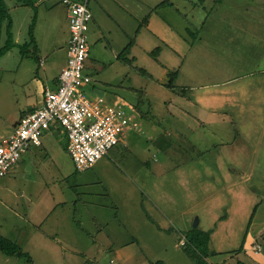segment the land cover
Segmentation results:
<instances>
[{"label": "crops", "instance_id": "crops-1", "mask_svg": "<svg viewBox=\"0 0 264 264\" xmlns=\"http://www.w3.org/2000/svg\"><path fill=\"white\" fill-rule=\"evenodd\" d=\"M33 1L37 9L34 32L38 46L37 71L42 72L39 77L44 79V93L46 88H57L59 73L68 57L70 32L67 5L64 0ZM85 1L92 12L88 30V38L93 41L90 47L92 62H102L105 54H109L115 62L124 64L121 71L139 73L138 68H144L157 80L146 79L164 87L168 71H177L172 87H166L174 94L178 93V99L169 101V104L175 103V108L167 112L163 110L157 116L152 115L147 106L143 113L148 121L145 129L153 133L152 141L164 151V157L155 156L150 164L147 159L139 160L134 154L135 157L130 155L132 163L128 165L133 187H145L147 190L154 210V216H147V220L154 227L144 231L130 228L126 230L127 238L129 236L127 240L117 239L119 230L114 231V234L109 231L106 234V250L113 251L116 257L114 260L111 258V264H133V261L145 264L142 258L132 254L140 250L149 253L146 264H193L184 252L181 240L185 238L183 233L193 226V215L203 205H210L209 212L212 214L207 226L201 228L210 230L208 264H234L235 256L255 264H264V176H261V187L251 190L246 184L252 179L253 173H264V77H259L264 71V48L258 44L259 38H263L264 45V2L236 0L234 5L229 6L228 0ZM216 1L221 5L224 2V5L216 7ZM210 3L211 12L228 18L221 19L225 23L223 28L218 23L208 26L210 35L207 39L206 33H202L207 20L206 17L203 19V12ZM155 7L156 10H153ZM260 8L262 18L258 13L247 17L250 9L257 11ZM189 13H192L190 20ZM147 14V21L139 29V23ZM13 28L14 24L12 31ZM131 40L133 43L125 51ZM96 44L104 45L103 48L108 51L104 49L105 54L96 51ZM156 47L159 49L154 57L152 52ZM157 72L159 76H155ZM86 90L90 97L103 96L110 104L124 105L122 102L112 103L114 100L101 95V89L91 81L86 85ZM42 102L39 100L38 104L27 105L26 110L14 118L7 133H11L21 115L40 107ZM208 118L215 123L221 119L228 126L229 134L224 133V128L215 130L214 127V136L205 137V130L201 132L199 128L200 125L206 129L210 126ZM134 119L137 121L136 117ZM137 122L138 126L133 129L139 131L140 122ZM49 130H54L60 139L64 138L63 143L68 152L65 129L55 125ZM47 131L42 135L41 145L32 146L44 147L46 143L51 147L55 141L45 134ZM217 132H220V146L209 148ZM126 134L123 135V143L113 147L105 156L125 155L124 152L118 153V148L123 151L122 146L129 144ZM133 143L136 145L138 142L134 140ZM40 153L37 148L34 151L29 149L17 165L12 166L13 171L25 173V167H35ZM251 191L256 198L249 200ZM254 207L256 209L252 215ZM200 222L201 218H198V224ZM168 223L177 231L167 227ZM219 224H224V237L229 236L225 233L237 229L234 231L235 238L227 244L224 238L220 244L214 242L213 235ZM17 226L13 223L11 232L14 236L16 228L17 236L20 234ZM0 232L11 239L14 237L5 235L1 227ZM177 232H181L182 236L170 242L171 234ZM48 236L57 239L55 244L59 246V239L69 245L70 238ZM258 236L263 245L260 253L252 249L254 239ZM34 242L39 243L38 240ZM239 249L244 253L237 254ZM179 250L183 251L186 259L180 256ZM164 252L172 255L163 257L151 254Z\"/></svg>", "mask_w": 264, "mask_h": 264}, {"label": "rangeland", "instance_id": "rangeland-1", "mask_svg": "<svg viewBox=\"0 0 264 264\" xmlns=\"http://www.w3.org/2000/svg\"><path fill=\"white\" fill-rule=\"evenodd\" d=\"M219 1L214 3L216 7L219 6ZM235 1L228 0V5H234ZM6 3L14 24V40L17 42L13 48L0 57V141L8 135L7 131L14 118L26 110L27 105L38 104L39 100L42 102V84L44 83V79L39 77L42 72L37 71L38 61L34 57H23L18 46L28 39V28L34 9L15 0H6ZM222 5L220 4L219 7ZM210 6L211 3L209 8L203 12V19L206 17L207 20L202 33H206L207 39L210 35L208 26L218 23L223 28L225 23L221 19L228 18L225 15L211 12ZM256 13L260 15V18L263 17L261 8L257 11L250 9L247 17ZM191 15L192 13H189V20ZM3 29L0 31V46L5 40ZM262 40L263 38H259L258 44L264 48ZM88 42L92 47L91 38H88ZM103 47L104 45L96 44L95 50L105 54L104 49L106 48ZM90 51V58L84 71L92 77L91 83L101 89V95L114 100L112 103L122 102L127 112L140 122V129L137 131L129 128L125 131L129 144L126 147L122 146L123 151L118 148V153L124 152L125 155L121 157L119 155L115 157L114 154L104 156L92 168L85 171H78L75 168L65 148L66 145L64 146V138L60 139L54 130L47 129L45 134L55 142L51 147L44 143V147L31 146L29 148L30 151L36 148L41 151L35 167L32 165L31 168L25 167V173L17 174V171H13V167L17 165L15 164L4 177L0 178L1 230L7 236H14L11 232L13 223L18 225L20 234L17 236L16 228L15 238L12 239L16 240L22 250L27 251L32 258V263L26 257L9 256L0 251V264H111V258L114 260L116 257L113 251L106 250V234H109V231L113 233L119 230L117 239L127 240L129 236L127 238L126 230L130 228L144 231L154 227L147 220V216H154L147 190L145 187L141 189L133 187L128 165L132 163L130 155L134 156V154L139 160L147 159L150 164L153 163L155 156L164 157V151L157 148L152 141L153 133L145 129L148 121L143 113L147 110V106L150 107L152 115L159 116L163 110L167 112L175 104H169V101L178 99V93L174 94L170 89L146 79L136 71H121V68L124 69V64L115 62L109 54H105L102 62H92V49ZM111 62L113 64H110ZM262 72L259 77H264V71ZM155 76H159V72L155 73ZM132 88H138V90L135 89V92ZM182 104L181 102L180 105ZM169 118L171 119V115ZM209 118L207 120L212 127L207 124V129L202 125L199 128L201 132L205 130V137L214 136V127L215 130L224 128V133L229 134L226 123H223L221 119L218 123L210 122ZM174 120L180 122L177 118ZM157 127L162 128L161 125ZM219 133L215 134L216 137L211 141L209 148L215 149L220 146ZM134 140L138 142L136 145L133 143ZM174 149L177 150V147ZM244 152L247 153V151ZM245 156L250 157L246 154ZM40 176L41 180H39ZM261 176H264V173L255 172L252 179L246 182L251 190L262 186ZM22 192L24 193L21 194ZM38 198H41V201H38ZM253 198L256 196L251 191L249 200ZM209 209L210 205H203L199 212L193 215V220L197 216L201 218L199 228H204L209 223V216H212ZM15 215H20V217H15ZM43 220L46 222H42ZM172 226L167 224L172 231H177ZM224 229V224H219L213 235L216 244H220L222 238L225 244L235 238L234 231L237 229L231 230L230 233L224 232L229 234L227 237L222 235ZM40 232L44 234L40 235ZM177 233L171 234L170 242L175 237L177 240V237L182 236L181 232ZM45 234L54 235L55 238H70L69 245L59 239L61 244L59 246L55 244L57 239ZM35 240L39 243L35 244ZM182 252L178 251L180 256L186 259ZM132 254L142 258L145 264L147 263L146 257L149 253L140 250ZM151 254L163 257L172 255L170 252ZM186 261L189 263L188 260ZM133 264H137L136 261H133ZM153 264L157 263L153 262Z\"/></svg>", "mask_w": 264, "mask_h": 264}, {"label": "built area", "instance_id": "built-area-1", "mask_svg": "<svg viewBox=\"0 0 264 264\" xmlns=\"http://www.w3.org/2000/svg\"><path fill=\"white\" fill-rule=\"evenodd\" d=\"M64 3L70 36L58 86L46 88L42 106L22 115L13 131L0 141V178L32 145H40L44 131L54 125L66 130L68 152L78 171L91 168L122 142L126 130L138 126L124 105L110 104L103 96L88 95L86 85L91 77L84 69L90 49L88 28L92 12L86 1L64 0ZM253 248L261 249L258 239Z\"/></svg>", "mask_w": 264, "mask_h": 264}, {"label": "trees", "instance_id": "trees-1", "mask_svg": "<svg viewBox=\"0 0 264 264\" xmlns=\"http://www.w3.org/2000/svg\"><path fill=\"white\" fill-rule=\"evenodd\" d=\"M22 5L30 6L34 9V13L32 15V20L28 28V39L24 41L22 44H19V49L24 57H34L36 60L38 59V46L35 39V33L34 28L36 24L37 19V12H36V3L33 0H15ZM78 1V0H75ZM157 7H155L153 10H156ZM149 14V13H148ZM148 14L144 16L141 23H139V29L140 27L147 21ZM4 25V29H3ZM13 21L9 12V8L7 6L6 0H0V31L1 29L5 32V40L3 45L0 46V57L5 54L7 51H9L11 48H13L16 44L14 40V34L12 31ZM133 43V40L127 44V47L125 51H128V48ZM158 47L155 48V50L152 52L154 57L156 56L158 52ZM90 50V49H89ZM124 51V52H125ZM89 57V55H88ZM86 64V60H85ZM138 72L147 78H150L152 80H157L154 78V76L146 71L144 68L139 67ZM176 70H169L167 73V81L164 83L166 87H172V81L176 75ZM119 145V144H118ZM256 207H254L252 211V215L255 212ZM184 239L185 242L183 244L184 252L186 253L187 257L191 260L193 264H208L207 257L209 255V241H210V230L207 229H201L199 228V224L197 222L196 225H193L190 229L186 230L184 233ZM242 248V247H241ZM0 251L5 255H17V256H23L26 257L27 260L32 263L31 256L22 248L20 245L13 239L6 237L1 234L0 232ZM238 253H244V251H241V249L237 250ZM235 262L234 264H255L252 261H245L241 257L235 256Z\"/></svg>", "mask_w": 264, "mask_h": 264}, {"label": "clouds", "instance_id": "clouds-1", "mask_svg": "<svg viewBox=\"0 0 264 264\" xmlns=\"http://www.w3.org/2000/svg\"><path fill=\"white\" fill-rule=\"evenodd\" d=\"M82 1H85V0H82ZM86 3H87V2H86ZM87 6H88V4H87ZM88 7H89V6H88ZM89 9H90V8H89ZM89 24H90V23H89ZM68 27H69V23H68ZM88 30H89V28H88ZM69 32H70V31H69ZM69 36H70V35H69ZM67 48H68V47H67ZM88 75H89V74H88ZM89 76H90V75H89ZM89 83H90V82H89ZM43 99H44V93H43ZM42 104H43V102H42ZM41 106H42V105H41ZM41 106H40V107H41ZM38 108H39V107H38ZM36 109H37V108H36ZM34 110H35V109H34ZM32 111H33V110H32ZM30 112H31V111H30ZM27 113H28V112H27ZM25 114H26V113H25ZM23 115H24V114H23ZM21 116H22V115H21ZM21 116H20V117H21ZM20 117H19V118H20ZM18 120H19V119H18ZM15 126H16V124H15ZM15 126H13V129H14ZM54 126H55V125H54ZM59 126H60V125H59ZM61 127H62V126H61ZM50 128H51V127H50ZM50 128H49V129H50ZM12 131H13V130H12ZM12 131H11V132H12ZM45 131H46V130H45ZM45 131H44V132H45ZM65 131H66V130H65ZM66 134H67V133H66ZM8 135H9V134H8ZM42 135H43V134H42ZM4 137H5V136H4ZM40 145H41V144H40ZM67 145H68V144H67ZM67 149H68V148H67ZM28 150H29V149H28ZM25 153H26V152H25ZM70 157H71V156H70ZM103 157H104V156H103ZM103 157H102V158H103ZM97 162H98V161H97ZM95 164H96V163H95ZM95 164H94V165H95ZM94 165H93V166H94ZM93 166H92V167H93ZM92 167H91V168H92ZM89 169H90V168H89ZM87 170H88V169H87ZM255 239H258L259 243L261 244V249L258 250V251H256V250L253 248V247H254V243H255ZM255 239H254V242H253V244H252V249H253L254 252L257 253V252H260V251L263 249V245H262V242H261V240H260V236L256 237ZM184 242H185V239H182V240H181V244H184Z\"/></svg>", "mask_w": 264, "mask_h": 264}, {"label": "water", "instance_id": "water-1", "mask_svg": "<svg viewBox=\"0 0 264 264\" xmlns=\"http://www.w3.org/2000/svg\"><path fill=\"white\" fill-rule=\"evenodd\" d=\"M197 222H198V217H196V218L194 219L193 225H196Z\"/></svg>", "mask_w": 264, "mask_h": 264}]
</instances>
